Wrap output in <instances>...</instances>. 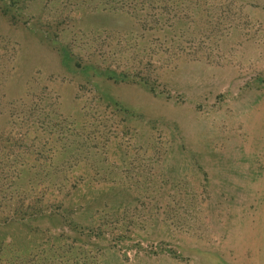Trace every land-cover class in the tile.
<instances>
[{"label": "rangeland", "instance_id": "374dc122", "mask_svg": "<svg viewBox=\"0 0 264 264\" xmlns=\"http://www.w3.org/2000/svg\"><path fill=\"white\" fill-rule=\"evenodd\" d=\"M17 1L0 105L46 87L102 171L74 230L0 220V264H264V0Z\"/></svg>", "mask_w": 264, "mask_h": 264}, {"label": "trees", "instance_id": "16d2710c", "mask_svg": "<svg viewBox=\"0 0 264 264\" xmlns=\"http://www.w3.org/2000/svg\"><path fill=\"white\" fill-rule=\"evenodd\" d=\"M0 3V13L7 21L12 24L19 22L23 9L17 5L18 1L0 0ZM108 5L111 3L104 4ZM105 9L117 12L113 7ZM66 58L68 55L63 61ZM4 75L9 81L4 71L0 77ZM37 88L34 84H26L22 97L10 99L6 105L2 104L3 107L0 105V126H3L0 127V220L7 223L26 218L38 219L48 214L46 217H57L74 230L79 226L70 218L75 211L68 207L77 205L80 198L73 193L79 187L93 183L82 181L84 168L93 173L90 180H97L102 171L95 159L96 145L90 144L98 140L96 130L86 131L83 119L77 120V116L71 120L64 116L58 110L56 97L46 87ZM106 107L110 104L106 103ZM3 116L5 118L1 119ZM75 126H80L79 130L70 129ZM74 171L80 174L74 176ZM113 210L109 207L99 211L102 214L98 218L107 222L104 225L110 223L111 227ZM61 250L76 261L77 255L72 247L69 246L68 251L64 247ZM43 252L46 250L35 255L45 254Z\"/></svg>", "mask_w": 264, "mask_h": 264}]
</instances>
